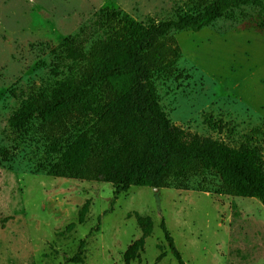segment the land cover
Here are the masks:
<instances>
[{
    "label": "rangeland",
    "instance_id": "374dc122",
    "mask_svg": "<svg viewBox=\"0 0 264 264\" xmlns=\"http://www.w3.org/2000/svg\"><path fill=\"white\" fill-rule=\"evenodd\" d=\"M183 1L0 0V264H78L63 257L74 255L82 239L85 264H126V249L141 235L133 212L149 216L153 227L139 260L128 264H177L161 219L186 264H264L259 200L149 187H130L113 200L109 183L40 169L55 156L39 121L20 131L7 123L22 100L52 79L50 49L98 8L160 20ZM257 12L246 7L196 32L171 31L181 58L176 73L155 80V87L174 125L230 145H256L264 159V29L255 26ZM85 203L88 212L78 223Z\"/></svg>",
    "mask_w": 264,
    "mask_h": 264
},
{
    "label": "trees",
    "instance_id": "16d2710c",
    "mask_svg": "<svg viewBox=\"0 0 264 264\" xmlns=\"http://www.w3.org/2000/svg\"><path fill=\"white\" fill-rule=\"evenodd\" d=\"M246 7L257 9L255 26L264 29V0H184L173 7L171 17L147 16L144 21L117 7H100L50 49L52 79L22 100L8 126L20 131L39 121L55 156L40 169L51 177L109 183L113 200L130 187H149L255 198L264 205L260 149L247 142L230 145L201 137L174 125L155 87V80L176 73L181 58L171 31L196 32ZM87 212L85 203L78 223ZM132 215L141 235L126 249V264L139 260L153 227L149 216ZM74 225L68 224L66 231ZM159 228L177 264H186L163 219ZM84 245L80 240L75 254L64 261L85 264Z\"/></svg>",
    "mask_w": 264,
    "mask_h": 264
},
{
    "label": "water",
    "instance_id": "95a60500",
    "mask_svg": "<svg viewBox=\"0 0 264 264\" xmlns=\"http://www.w3.org/2000/svg\"><path fill=\"white\" fill-rule=\"evenodd\" d=\"M154 190H158L157 188H154Z\"/></svg>",
    "mask_w": 264,
    "mask_h": 264
}]
</instances>
